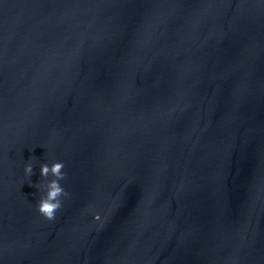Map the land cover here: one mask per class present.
<instances>
[{
	"label": "water",
	"instance_id": "obj_1",
	"mask_svg": "<svg viewBox=\"0 0 264 264\" xmlns=\"http://www.w3.org/2000/svg\"><path fill=\"white\" fill-rule=\"evenodd\" d=\"M0 264H264V0H0Z\"/></svg>",
	"mask_w": 264,
	"mask_h": 264
},
{
	"label": "clouds",
	"instance_id": "obj_2",
	"mask_svg": "<svg viewBox=\"0 0 264 264\" xmlns=\"http://www.w3.org/2000/svg\"><path fill=\"white\" fill-rule=\"evenodd\" d=\"M65 165L63 162H54L49 166L48 164H43L40 167V176L46 180V183H36L30 186H35L44 195L40 197L37 204L38 213L47 219L48 221H54L56 219V213L62 207V198L67 197L68 193L61 186L60 181L66 178L63 171ZM25 175L32 177L35 173L33 171L32 164H28L25 169ZM51 176L53 179L48 180L47 178ZM95 221L99 222L101 217L99 214L94 216Z\"/></svg>",
	"mask_w": 264,
	"mask_h": 264
}]
</instances>
